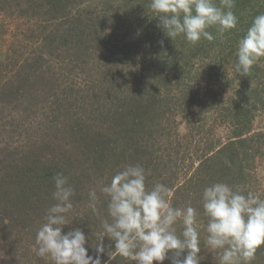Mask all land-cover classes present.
Masks as SVG:
<instances>
[{"label":"trees","instance_id":"1","mask_svg":"<svg viewBox=\"0 0 264 264\" xmlns=\"http://www.w3.org/2000/svg\"><path fill=\"white\" fill-rule=\"evenodd\" d=\"M60 2L0 0L25 26L23 42L16 43L20 47L9 42L0 60V264H53L38 257L34 245L46 210L55 203L57 173L75 190L70 224L62 234L83 230L94 257L101 219L107 218V197L95 181L108 184L115 173L136 164L148 173L147 188L163 183L171 189L173 206L191 204L198 210L200 264H218L204 243L202 191L225 182L264 198V182L256 178L247 153L264 142V132L251 127L254 111L264 108V57L251 69L262 78L261 88L242 75V86L229 85L237 101L216 99L219 88L212 84L219 70L234 65L238 41L253 17L264 13V0H235L236 28L220 33L212 26L207 31L215 39L196 44L183 35L168 38L150 0H93L102 8L91 14V23H83L75 11L72 17L69 0ZM214 2L219 6L220 0ZM215 107L222 111L220 119H231L232 135L203 144L194 156L197 165L188 167L192 163L183 164L188 137L177 124L186 132L196 129L201 114ZM91 189L99 197V215L88 206ZM175 227L179 234L182 222ZM103 243L102 264L108 251L105 264H134L115 252L107 236ZM252 264H264V244Z\"/></svg>","mask_w":264,"mask_h":264},{"label":"clouds","instance_id":"2","mask_svg":"<svg viewBox=\"0 0 264 264\" xmlns=\"http://www.w3.org/2000/svg\"><path fill=\"white\" fill-rule=\"evenodd\" d=\"M235 0H150L149 8L159 19L164 34L171 40L183 35L196 44L201 38L211 42L215 37L207 31L212 26L223 33L237 26L233 12ZM264 57V13L253 17L246 33L239 39L234 72L247 76L257 61ZM228 163L227 161H225ZM143 166L127 165L100 188L107 197V218L101 219L103 231L97 236L93 257L88 254L86 236L80 228L62 234L70 224L74 188L62 173L53 177L55 201L37 230L34 251L48 257L53 264H102L107 236L114 242L115 252L134 264H200V232L198 210L188 204L173 206L168 197L171 189L163 183L146 187ZM89 208L99 215V197L89 190ZM203 215L207 217L204 243L218 256V264H252L257 248L264 244V198L225 182L204 187L201 196ZM182 222L178 234L176 223ZM112 251L107 254L110 257ZM171 254V255H169Z\"/></svg>","mask_w":264,"mask_h":264},{"label":"rangeland","instance_id":"3","mask_svg":"<svg viewBox=\"0 0 264 264\" xmlns=\"http://www.w3.org/2000/svg\"><path fill=\"white\" fill-rule=\"evenodd\" d=\"M62 1L63 0H61V2ZM69 1L72 5V8L70 10L72 17L74 16V11H75V16L77 18L82 19L83 23H91L89 21L91 18V14L94 12L95 9L102 8L100 4H94L93 0H69ZM6 6H7L6 3L5 4L2 3L0 5V60L5 59L9 42L14 41L15 47L16 48L20 47L17 44L23 42L24 33H25V28H24L25 26L22 24L24 20L22 18H16V17L14 18V16L11 15L10 12L7 10ZM107 6L108 3L107 5H105V7ZM232 65H233L232 62H230L228 69L225 68L222 71L219 70L217 72V77H218L217 81L219 82L216 81L214 84H212V88H219L218 94H216V99L218 100L221 99V97L226 98V96H228L231 100L237 101L235 95L233 94L232 96L231 93L232 91L230 90L231 86L229 85H234L236 86L237 89L240 86H242V84L240 83L243 81L241 80V75H238L233 71L232 68L234 67V65L233 66ZM219 75L221 76L219 77ZM253 75H257L255 74V71H251L249 75L245 76V77H249L246 78L247 80L245 82L247 83L251 82L252 84H249L250 86L255 85L258 86V88H261L262 87L261 84H263L262 78L254 77ZM199 84L202 86L206 85L204 81H200ZM255 86L253 88H255ZM262 96L264 95L262 94ZM208 102L212 103L211 100H208L207 103ZM213 103L216 104V106L218 105L217 100L216 102ZM232 103L235 104L236 102H232ZM221 112L222 111L218 110V108L216 107L214 110L208 109L204 111L201 114L202 121H200V123L196 125L198 127H196V129H191L190 131L187 129L188 132L184 130L183 123L180 122V124L179 123L177 124L178 127L177 129H179V131L181 132H184L185 135L188 137L187 147L185 150V154L183 156L184 165H187L188 163H192V165L188 167L197 165L198 161L194 159V156L198 153L200 149L203 148L202 147L203 144L215 140H218L219 143H221L226 141L227 138L230 135H232L231 134L232 127L230 125L232 121L231 119H224V120L220 119V117H218V114ZM251 124L254 133L264 132V108L262 106H258V110L254 111V118ZM247 150H246L247 153L253 156L252 159L254 160L253 163L255 166V173L257 175L256 178L257 179L259 178L261 181L264 182V142L256 143L253 146V148H251V150L249 149ZM95 183L97 184L96 186L99 190L102 186L107 184L103 180L98 181V183L97 181H95ZM259 191L260 190L257 189L256 193H258ZM203 247L201 246L202 249ZM114 254H112V256ZM108 260H110V257H107V260L103 261V263L105 264ZM164 263L165 261L162 262V264Z\"/></svg>","mask_w":264,"mask_h":264}]
</instances>
